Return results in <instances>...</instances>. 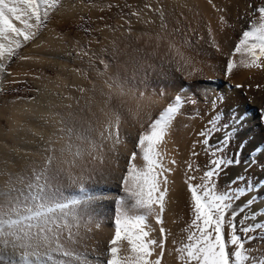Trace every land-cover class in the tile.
<instances>
[{
  "label": "bare ground",
  "instance_id": "1",
  "mask_svg": "<svg viewBox=\"0 0 264 264\" xmlns=\"http://www.w3.org/2000/svg\"><path fill=\"white\" fill-rule=\"evenodd\" d=\"M152 1L156 3L155 7H159L158 5L161 4L165 6L162 2L167 3L166 7L169 1H174L177 5L178 3L179 5L183 3V0ZM187 1H184V3H189V0ZM154 3L151 4L154 5ZM225 4L222 7V18H220L219 24L224 29H221L220 32H226V38L224 39H226V43L228 44L227 47L223 45V50L221 48L222 51L217 52L216 46L215 53H213L212 57L208 55V58L205 55L209 53L203 54L204 56L199 54L201 56L200 58L197 54L199 59L195 58L196 55H194L195 62L193 61L194 63L192 62L193 64L191 63L189 65L191 66L190 68L188 66L185 67L186 69L188 68L187 71L184 73H181L182 70L181 72H175L171 77L162 79L157 86H143L137 87V89L133 87L128 93L126 92L129 90H124L128 97L127 102L123 101V103L125 102V105L130 103L131 105H129L132 107V110L129 114H126L128 111L125 114L122 112L124 115H119L120 117L115 115L120 118L118 135H116L115 128L117 125H113L115 128V137H112L113 134L110 135L114 130L110 132L105 127L107 129L105 131L110 132L106 137L108 136L107 138H109V135L112 137L110 138L112 142L108 146L109 148H113V145L115 146L113 151L115 150L116 159L114 158V161L113 159L111 160V169L108 166L109 169L105 170V174L103 172L102 177L100 176L101 184L96 183L99 179H94L93 182L96 181V184L93 187L88 183L91 187L88 190V192L91 191L90 193L77 191L80 189L72 190V185L71 195L66 196L67 198L64 199L61 197V200L56 202L46 203L44 201L45 203H40L35 206H8L9 208L7 209H0V244L8 242L7 264H108L113 258L111 256L112 249L117 247L121 249L120 256L128 255L126 241L113 244L112 239L115 238L114 219L117 215L112 217V210L118 203H122L121 205L124 206L126 211H132V215L145 214L144 210L137 209L134 206V201L124 192L123 178L133 164L137 168H143L145 166L143 153L138 148L139 137L148 131L149 126L158 118L159 114L170 103L174 102L176 95L184 97L185 103L181 109V113L173 120L164 141L158 146V150L162 154L164 167L171 170L164 173L167 176V183L162 184V189H166L167 191L164 211L160 213L163 223L156 222L155 214L147 216V228L150 230L149 239L156 240L157 245L162 244L163 247L153 246L154 251L149 259L153 264L157 260L160 261V264H182L178 249L188 242L187 237L192 231L191 197L188 190V180L189 177H195L191 181L193 184L202 182L201 177H203L204 172L207 170L206 161L209 159V156L202 143L204 137L200 133L209 126V121L214 118V113L219 110L222 120L228 119V117L235 113L242 114L245 123L242 128L238 129V135L233 138L227 150L229 157L235 156L238 151L241 152L242 155L235 156V158L240 159L241 163L238 166L227 168L219 175L217 181L218 188L221 191H230L237 185L240 188H245L246 185L244 182L235 180L239 175L245 177L249 189L248 194L234 202V209L239 210L249 198L253 199L254 203L251 207H246L236 217L237 234L244 241L245 253L250 257V261L246 262V264H250L251 260H256L257 262L264 261V230H254L248 233L247 235L252 237L251 240L246 239L245 234L240 231L242 226L247 227L255 223H264V170L260 167H255L251 170H246L245 168V160L250 152L253 157H256L260 155V151H264V115L259 111V109L264 108V67L244 68L241 60L247 59V57L239 53L233 55L236 45L242 38L243 31L249 29L252 21L259 22V14L255 10L260 6H264V0H228ZM167 8L169 9V7ZM69 9L74 14L77 12L85 14L88 10L85 6L72 9L70 2L65 1L60 11L66 12ZM90 9L94 10L95 7L92 6ZM162 9L160 11L163 14ZM152 15L157 16L155 12ZM153 18L155 17L151 16L150 19ZM155 20L157 19L155 18ZM155 20L153 22L154 26L158 24H155ZM149 25H151V21H149ZM18 26L21 27L19 23ZM183 28L185 27L183 26ZM25 43L22 42L21 46ZM230 59L237 65L231 74L227 72V64ZM10 60L0 62L3 64V67H0V75L5 73ZM190 72L193 75L189 76ZM76 77L74 76V78ZM80 77L82 79V76ZM77 79V82L81 80H79V76ZM237 85L241 87H237ZM43 90L44 88L40 91L38 99L27 102L24 105L18 104L14 108L17 116V118L15 117L14 126H16V129L19 127L22 128L25 136L23 138H26L29 142L33 141L34 133H39V127L37 128L35 123L37 124L40 118H51L55 120L54 122H58L59 120L56 114H45L46 111L44 109L47 107L43 109L41 102L44 99V94L46 96L47 92L44 93L45 90ZM126 96H123V98ZM128 98L131 102H128ZM193 98L197 101L194 105L189 102ZM69 99L67 98L64 101L68 103V101H71ZM124 99L126 100V98ZM62 100H59V102ZM224 100H227V104L222 103ZM48 101L49 103L52 102V100ZM129 105L125 109H123V106L122 111L128 110ZM43 119L40 121H43ZM95 124L97 123L95 122ZM101 126L100 129L103 128ZM96 128L101 134L98 127ZM98 132L97 134L94 132V135H98ZM221 135H223L222 132L216 133L213 139L210 140V144H214L216 138ZM107 141L108 139H106ZM104 144L107 145L105 142ZM256 148L259 150L253 151ZM108 151H111V154H113L112 149ZM30 152L32 154L33 151ZM133 153H135L134 158ZM111 154L108 153V156ZM23 160L25 159H19L20 162ZM108 160L109 158L107 162ZM190 165L191 168L189 167ZM83 177L79 181H86L87 178L84 177L85 179H83ZM76 178L79 179L80 176ZM69 184L65 186L68 187ZM81 185L83 186V182ZM85 187L87 188V186ZM82 188L84 189V186ZM118 207L116 206L115 209L118 210ZM121 208L123 207L121 206ZM78 213L95 215L93 218L97 216V219L98 217L101 218L98 221L95 220V222L93 219L92 221L86 220L84 215L82 216L83 219L77 215ZM253 213L256 215L255 220L251 219ZM129 214L131 213L129 212ZM230 215L231 213H229ZM227 219L228 217H226V221ZM241 221H244L243 225H241ZM161 228L164 229L163 232L160 231ZM225 234L226 240L229 239L230 228L227 223L225 225ZM230 251L234 252L235 246H230Z\"/></svg>",
  "mask_w": 264,
  "mask_h": 264
},
{
  "label": "rangeland",
  "instance_id": "2",
  "mask_svg": "<svg viewBox=\"0 0 264 264\" xmlns=\"http://www.w3.org/2000/svg\"><path fill=\"white\" fill-rule=\"evenodd\" d=\"M65 1L70 2L72 9L85 6L88 10L85 14H74L71 9L62 12L60 10ZM151 1L58 0L56 7L50 10L45 25L17 49L5 73L0 75V209L60 201L61 197L70 196L73 189L90 193L88 190L96 183L101 184L100 176L110 168L111 160L116 159L115 146H108L112 142L110 138L115 137V128L116 135L119 134L118 116L127 111L126 114H129L132 110L130 103L124 104L128 97L124 90H129L128 93L133 87L157 86L162 79L171 77L175 72L187 71L195 60L194 55L198 54L200 58V55L209 53L205 56L212 57L216 46L217 52L223 50V45L228 46L224 39L226 32H220L223 27L219 24L222 7L228 0H194L195 3L193 0L184 3L187 0H183L182 6L169 1L167 7L170 10L165 2L161 1L165 6L160 3L162 6L155 7L156 3ZM92 6L94 10L90 9ZM153 11L157 16L152 15ZM151 16L157 20L150 19ZM154 20L155 24L158 23L155 26ZM178 52L185 60L181 61ZM74 76H79V80L82 76L78 81L80 83ZM43 88L48 95L44 94L46 101L42 99L41 102L43 109L48 108L44 109V113L56 114L59 123L51 118H40L38 125L35 123L39 127V133L33 134L35 143L29 142L23 138L22 128L14 126L17 118L14 108L38 99ZM122 95L126 96V100ZM67 98L71 99L68 103L64 101ZM128 105V110L122 111ZM101 125L103 128L100 129ZM105 127L110 132L114 130L109 132L112 137H106L109 133ZM106 139L111 141L107 143ZM104 142L107 145H103ZM108 153L111 155L108 156ZM19 156L25 160L20 162ZM79 176V179L76 178ZM81 176L87 178L85 182L79 181ZM94 179L99 180L95 183ZM121 204L116 205L118 210L113 207L112 217L120 210L126 211ZM127 212L132 215V211ZM77 215H84L86 220L91 221L101 218ZM7 243L0 244V264H7Z\"/></svg>",
  "mask_w": 264,
  "mask_h": 264
},
{
  "label": "snow or ice",
  "instance_id": "3",
  "mask_svg": "<svg viewBox=\"0 0 264 264\" xmlns=\"http://www.w3.org/2000/svg\"><path fill=\"white\" fill-rule=\"evenodd\" d=\"M57 3L58 0H0V62L9 61L16 55L22 42H27L35 36L36 30L45 25L50 10L54 9ZM255 11L259 14V22L252 21L249 29L243 31L242 38L233 53L247 57L241 60L244 68L264 67V6L258 7ZM18 23L22 27L18 26ZM177 54L180 55L181 60H185L182 54L179 52ZM0 67H3L2 63ZM236 67L237 65L230 59L227 72L231 74ZM191 75L193 73L190 72L189 76ZM237 87L241 86L237 85ZM189 102L193 105L197 103L195 98ZM184 103L185 98L176 95L174 102L170 103L151 123L149 130L139 137L138 148L143 153L145 166L137 168L133 164L123 179V188L127 196L134 201V206L144 210L145 214L130 215L125 210L119 211L114 219L113 244L126 241L128 255L120 256L121 249L113 248L111 251L113 258L108 264H153L149 259L154 251L153 246L163 247L162 244L157 245L156 240L149 239L147 216L155 214L156 222L163 223L160 213L164 211L167 191L162 189V184L167 183V176L164 173L171 170L164 167L158 146L164 141L173 120L181 113ZM222 103L227 104V100ZM259 111L264 115V108ZM244 123L242 114L234 113L228 119L222 120L217 110L214 118L209 121V126L200 133L204 137L202 143L209 159L206 161L207 170L201 177L202 182L193 184L191 181L195 177H189L188 180L192 231L187 237L188 242L178 249L182 264H246L250 261L249 255L245 253V243L237 234L235 221L239 213L246 207H251L254 201L249 198L239 210L234 209V202L248 194L247 181L243 175L237 176L235 180L244 182L246 187L240 188L237 185L230 191H221L217 182L219 175L227 168L241 163L240 159L235 158L242 155L241 152L238 151L235 156L229 157L227 150ZM221 132L223 135L216 138L214 144H210L214 135ZM257 150L259 149H253V151ZM134 157L135 153H133ZM262 157L264 151H260V155L256 157L250 152L245 160L246 170L255 167L264 170ZM189 167L191 168V165ZM226 217H228L227 221ZM251 219H256L255 213L252 214ZM226 223L230 228V238L227 240ZM243 223L244 221H241V225ZM254 230H264V223L242 226L240 229L248 240L252 237L247 234ZM160 231L163 232L164 229L161 228ZM230 246H235L234 252L230 251ZM155 264H160V261H155ZM250 264H264V261L251 260Z\"/></svg>",
  "mask_w": 264,
  "mask_h": 264
},
{
  "label": "trees",
  "instance_id": "4",
  "mask_svg": "<svg viewBox=\"0 0 264 264\" xmlns=\"http://www.w3.org/2000/svg\"><path fill=\"white\" fill-rule=\"evenodd\" d=\"M15 56H16V55H15ZM15 56H14V57H15ZM14 57H13V58H14ZM13 58H11V59H13Z\"/></svg>",
  "mask_w": 264,
  "mask_h": 264
}]
</instances>
